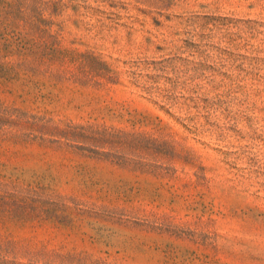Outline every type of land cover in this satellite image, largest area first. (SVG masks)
Returning a JSON list of instances; mask_svg holds the SVG:
<instances>
[{"label":"rangeland","instance_id":"rangeland-1","mask_svg":"<svg viewBox=\"0 0 264 264\" xmlns=\"http://www.w3.org/2000/svg\"><path fill=\"white\" fill-rule=\"evenodd\" d=\"M0 264H264V0H0Z\"/></svg>","mask_w":264,"mask_h":264}]
</instances>
